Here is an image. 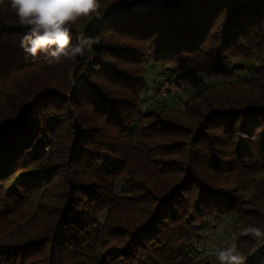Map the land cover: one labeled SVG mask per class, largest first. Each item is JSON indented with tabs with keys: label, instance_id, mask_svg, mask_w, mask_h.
Here are the masks:
<instances>
[{
	"label": "trees",
	"instance_id": "obj_1",
	"mask_svg": "<svg viewBox=\"0 0 264 264\" xmlns=\"http://www.w3.org/2000/svg\"><path fill=\"white\" fill-rule=\"evenodd\" d=\"M71 30L98 37L55 62L0 8V264H211L228 218L264 255V0H100ZM157 79L196 91L148 101Z\"/></svg>",
	"mask_w": 264,
	"mask_h": 264
},
{
	"label": "clouds",
	"instance_id": "obj_2",
	"mask_svg": "<svg viewBox=\"0 0 264 264\" xmlns=\"http://www.w3.org/2000/svg\"><path fill=\"white\" fill-rule=\"evenodd\" d=\"M100 0H0V8L10 9L18 18L19 25L28 32L22 39L24 50L35 57L46 53L55 62L77 55L83 56L86 49L99 43L98 37L80 36L72 43L71 30L80 20L99 15ZM245 235L264 238V230L249 226ZM219 264H244L243 255L235 246L218 252Z\"/></svg>",
	"mask_w": 264,
	"mask_h": 264
},
{
	"label": "rangeland",
	"instance_id": "obj_3",
	"mask_svg": "<svg viewBox=\"0 0 264 264\" xmlns=\"http://www.w3.org/2000/svg\"><path fill=\"white\" fill-rule=\"evenodd\" d=\"M77 37H80L77 35ZM155 69H147L146 79L148 86L155 84L157 76L155 75ZM194 77V78H193ZM193 79L189 78V86L193 89H198L199 86L205 83L207 80L204 76L194 75ZM197 83V85H194ZM193 92V91H192ZM173 99V98H172ZM181 100L177 98V101L173 105L180 106ZM172 104V103H171ZM210 228L202 233L201 238L198 240L197 245L200 249L206 250L210 257L211 264H219L217 259L218 252L227 247L233 246V232L229 228L228 218L222 220H212L209 223ZM245 261V260H244Z\"/></svg>",
	"mask_w": 264,
	"mask_h": 264
},
{
	"label": "built area",
	"instance_id": "obj_4",
	"mask_svg": "<svg viewBox=\"0 0 264 264\" xmlns=\"http://www.w3.org/2000/svg\"><path fill=\"white\" fill-rule=\"evenodd\" d=\"M188 84L189 80L174 74L161 76L156 79L148 101L156 98L175 97L176 95L183 93L188 87ZM252 264H264V255L259 256V258Z\"/></svg>",
	"mask_w": 264,
	"mask_h": 264
},
{
	"label": "crops",
	"instance_id": "obj_5",
	"mask_svg": "<svg viewBox=\"0 0 264 264\" xmlns=\"http://www.w3.org/2000/svg\"><path fill=\"white\" fill-rule=\"evenodd\" d=\"M194 85H197V83H195ZM153 87H154V84L152 85H150V86H148V88H147V90H146V94L147 95H150L151 93H152V91H153ZM191 86H189L188 85V87L185 89V91H184V93H187V92H192V91H196V89H191L190 88ZM168 102H170V103H174L175 101L172 99V97H168L167 99H166Z\"/></svg>",
	"mask_w": 264,
	"mask_h": 264
}]
</instances>
